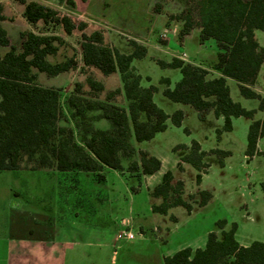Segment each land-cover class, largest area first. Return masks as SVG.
<instances>
[{"label":"trees","instance_id":"1","mask_svg":"<svg viewBox=\"0 0 264 264\" xmlns=\"http://www.w3.org/2000/svg\"><path fill=\"white\" fill-rule=\"evenodd\" d=\"M23 4L22 16L29 24L42 22L61 25L65 34L74 29L83 30L81 22L76 25L69 15L59 12L35 0H18ZM197 21L191 15L181 13L183 30L196 25L200 29L199 39L212 38L218 52L214 67L220 75L207 77V70L192 65L178 57L170 61L156 59L162 68H177L181 77L169 87V79L161 78L166 87L163 95L174 102L190 104L201 118L204 112L212 110L214 115L223 116L222 131L231 130V118L244 116L252 119L255 109H246L234 101L229 92L226 78L237 82L240 94L259 101L258 108L264 109V98L252 89L261 63L264 61V48L258 45L254 30L264 31V0H197ZM0 3V46L8 49L0 54V170L54 168L59 171H89L97 181H103L100 173L103 167L123 170L122 158L129 159L127 170L140 179L142 174H152L160 168V160L146 151L139 150V160L134 159L136 149L132 142L152 138L166 128V119L180 126L183 112L178 109L171 115L165 113L153 101L156 86H142L141 75L132 65L133 59L146 55L145 46L132 41V51L121 53L105 40L103 31L95 29L89 34L82 33L80 41L81 61L85 67H94L102 74L118 72L127 107L113 103L120 89L108 91L103 99L87 100L76 94L67 98L72 109L71 116L82 120L80 142L74 137L71 127L60 124L63 111L59 102V90L44 87L37 82L38 73L55 76L76 67L73 56L60 62H50L48 56L58 50L62 39L54 34L26 31L21 34L20 47L10 44L1 21L5 19ZM90 87L104 90L101 82L88 78ZM97 110L98 119L110 123L108 129H100L84 123L85 111ZM187 132L188 130L185 129ZM264 134V123L252 120L247 132L246 155L253 156L256 141ZM185 149L178 144L174 151ZM209 153L218 155L219 163L229 154L221 149H211ZM205 151L192 140L189 149L179 154L177 167L182 170V162L191 164L196 170L195 182L198 185L208 164L203 161ZM264 188V183L261 184ZM184 183L174 181L172 172L163 173L160 182L150 194L159 197V203H152V211L167 214L173 206H182L190 212L192 203L205 205L211 198L208 190H198L199 199L193 195L184 199ZM174 219L173 216H171ZM226 220L215 222L216 230L206 235L203 247L192 249L183 247L163 258L164 264H264V242L253 240L241 245L235 237L237 225L232 222L225 229Z\"/></svg>","mask_w":264,"mask_h":264},{"label":"crops","instance_id":"2","mask_svg":"<svg viewBox=\"0 0 264 264\" xmlns=\"http://www.w3.org/2000/svg\"><path fill=\"white\" fill-rule=\"evenodd\" d=\"M131 1L134 0H126V3L122 0L121 3L129 5ZM4 2L5 0H0L1 4H4ZM104 4L103 0H98V5L103 6ZM18 6L20 12H22L23 4L19 3ZM149 13L150 17L146 18L144 28L150 33L159 30L166 40L163 43H157L156 46L168 49V43L174 42L182 48L183 52L177 54L175 50L168 49L171 57H178L187 63L205 68L208 72V78L220 75L219 70L214 67L218 52L217 43L214 39L208 38L201 41L199 39L200 29L196 25L182 32L183 21L170 20L165 11L154 12L151 9ZM81 16L85 18V16ZM112 17H115L113 18L114 24L100 18L101 21L103 19V22L107 23L103 25L105 28L109 29L108 26H105L109 25L110 29L116 31L119 28L118 25L123 22L137 23L129 16L122 18L113 15ZM254 36L258 45L264 48V31L256 29L254 30ZM106 37L114 43L108 34H106ZM139 44L145 46L147 55L145 42ZM132 49L129 44L125 53H130ZM140 59H133L132 62ZM154 59L160 58L156 57ZM137 72L139 73L138 70ZM102 75L103 77L99 82L103 84L104 89L114 90L119 88L121 91L118 95L122 98V102L118 105L126 108L127 101L121 89L122 83L119 73ZM111 76L114 77L115 86H109L108 78ZM228 79L231 78H226V82H228ZM146 80H149V78L146 77ZM142 81L143 77L141 75V85L149 86L143 85ZM161 84L163 85V93L166 85ZM42 86L54 87L52 83L42 84ZM252 89L264 98V61L260 65ZM156 91L153 93L152 98L154 103L162 109L155 101ZM175 103L182 105L178 108L183 112L181 126L185 117L184 106L191 105L182 102ZM257 110L264 111V109L259 108ZM257 110L252 119L244 116L232 117L231 130L235 122L234 118L243 117L249 121V124L252 120H259L256 118ZM196 113L198 115L197 111ZM167 114L171 115L172 113L167 112ZM210 116H213L215 121H220L223 125V116L214 115L212 110L204 112L201 118L198 116V119L206 121ZM102 119L104 118L98 119V125ZM168 120L171 122L168 117L166 128ZM260 121L264 123V121ZM171 124L174 125L172 122ZM94 127L100 128L97 125ZM154 136L148 140L140 141V143L152 140ZM220 136L221 134L218 138ZM196 142L199 144L200 150H203L200 143ZM262 142H264V134L257 138V152L253 156L249 157L245 152V157L248 160L254 158L259 152H263L260 146ZM190 144H182L185 149L172 150L174 158L171 164L164 162L163 157L160 155L146 151L157 157L161 164L157 171L152 174H142L139 180L134 173L127 170L130 161L127 158H122L123 170L103 167L100 172L104 176L103 181H97L94 173L89 171H59L54 168L0 170V264H164V256L171 255L183 247L189 246L192 249L203 247L207 233L216 230L215 224L210 228H206L203 233H192L189 229V223L196 208H207L211 203L213 197L209 190L211 198L208 202L202 206L193 202L192 209L190 212L186 211L187 215L183 219L175 211L182 206L169 208L167 214L153 212L151 207L152 203L161 201L159 197H152L150 192L160 182L163 173L170 170L174 181H176L181 179L176 170L182 172L186 165L192 166L189 163L182 162L183 169L179 170L177 167L179 154L186 152ZM134 146L136 154L133 158L139 160L137 145ZM142 150L145 151L143 148ZM205 152L203 161L207 154H213ZM208 168L209 164L201 175L200 183L196 184L198 187L202 183ZM13 176L17 178L16 185L12 183ZM262 189L264 190V188ZM72 191L73 196H71ZM197 191L187 193L184 184L182 196L188 200V196L191 194L194 196V200L197 201L199 199ZM71 203L76 212L73 216L70 214L66 216L65 208L71 209ZM225 220V229H228L230 224L235 222L232 219ZM236 225L238 229V224L236 223ZM124 229H130L141 234H136L132 239L120 238L118 233ZM237 229L235 232L236 239ZM239 244L248 245V243L242 244L241 242Z\"/></svg>","mask_w":264,"mask_h":264},{"label":"rangeland","instance_id":"3","mask_svg":"<svg viewBox=\"0 0 264 264\" xmlns=\"http://www.w3.org/2000/svg\"><path fill=\"white\" fill-rule=\"evenodd\" d=\"M38 2L56 9L59 14L69 15L76 25L81 22L86 26L83 30L74 29L70 35L64 33L61 25L53 23L29 24L20 12L18 0H5L3 5V13L5 19L1 21V25L6 29L10 44L20 47L22 38L21 34L26 31H34L36 33L54 34L62 39V43L57 44L58 50L54 55L48 56V60L52 63L60 62L73 56L77 61L76 67L66 72H61L53 77H48L44 73H38L37 82L39 84L52 83L59 90V102L63 111L60 124L73 128L75 139L80 142L81 129L78 124L82 123L79 117H72V109L67 105V98L71 94H76L87 100L98 101L103 99L105 94L110 91L104 89L98 93L90 87L88 78L100 81L103 75L94 67H85L81 61L80 41L81 34H89L95 29L103 31L105 40L108 44L113 45L119 52L125 53L126 47L130 42H145L147 47V55L140 60H134L133 66L137 68L143 77V85L157 86L155 101L162 109L171 114L182 105L175 103L165 97L162 93L163 85L159 82L162 77L170 80V87L180 79L181 74L178 69L162 68L156 63V59L170 60L172 57L168 51L175 50V53L181 54L182 48L174 42L168 43V49L156 46L157 43H163L165 40L162 32L159 30L150 33L144 28L146 18L150 17L149 11L154 12L165 11L170 20H181L177 18L181 13L191 15L192 21H197V0H134L128 4L121 3L122 0H103L104 5H98V0H37ZM100 3V2H99ZM101 4V3H100ZM87 10V12H86ZM105 14V15H104ZM81 15L85 16L82 17ZM113 15L122 18L130 17L137 23L130 24L123 22L116 29L105 28L103 25L110 21L114 24ZM98 16V17H97ZM87 21V22H85ZM130 21V20H128ZM100 22V24H99ZM131 22V21H130ZM102 23V24H101ZM107 24V23H106ZM115 26V25H114ZM117 27V26H116ZM109 35L113 42L106 37ZM8 47L0 46V54H3ZM146 77L149 80H146ZM109 86H115L114 77L108 78ZM232 99L239 102L246 109L258 108L257 99H248L241 96L236 82L228 79ZM116 104L122 102V98L117 94L114 97ZM185 117L181 126H174L168 120L165 131L157 133L152 140L143 143L137 142L132 137V142L137 145V150L148 151L150 153L160 155L164 162L171 164L174 158L173 147L178 144H190L191 140L200 143L201 148L209 152L213 148L228 151L229 155L224 158V164L221 166L219 157L216 154H207L204 158L205 163L209 164L207 173L203 177L199 187L195 182L196 170L186 165L182 172L176 170L177 175L184 181L187 193L196 192L199 189H207L212 193V201L207 208L195 210L193 218L189 226L193 233H203L206 228L214 226L219 219H232L238 224L237 240L243 243H250L252 240H260L264 242V190L261 183L264 181V142H262L259 152L248 160L245 157L247 147V131L249 121L243 117L234 118L233 129L231 131H222L218 138L216 129L222 128L220 121H215L213 116L207 118L206 121H200L193 107L186 105ZM86 124L97 125L101 129L110 127L109 121L102 119L98 125V111H85ZM256 118L264 121V111H258ZM187 129L189 133L185 131ZM140 143V144H138ZM135 147V146H134ZM13 185H16L17 178L12 177ZM42 181V180H40ZM73 196V191L71 192ZM71 203V209L65 208L66 216L74 215L76 209ZM176 214L183 219L187 212L184 208L178 207ZM137 233V232H134ZM219 234V231H217ZM123 242V240H121Z\"/></svg>","mask_w":264,"mask_h":264},{"label":"built area","instance_id":"4","mask_svg":"<svg viewBox=\"0 0 264 264\" xmlns=\"http://www.w3.org/2000/svg\"><path fill=\"white\" fill-rule=\"evenodd\" d=\"M136 234H141L140 232H137V233H134L132 230H130V229H124V230H122V231H120L119 233H118V236L120 237V238H125V239H132V238H134V236L136 235Z\"/></svg>","mask_w":264,"mask_h":264}]
</instances>
